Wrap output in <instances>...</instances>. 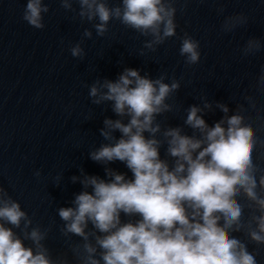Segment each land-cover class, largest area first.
Listing matches in <instances>:
<instances>
[{
    "label": "clouds",
    "instance_id": "clouds-1",
    "mask_svg": "<svg viewBox=\"0 0 264 264\" xmlns=\"http://www.w3.org/2000/svg\"><path fill=\"white\" fill-rule=\"evenodd\" d=\"M58 2L73 12V4H78L81 21L98 20L93 25L97 36L103 37L109 22L118 20L150 37L143 48L151 52L177 34V0H121L115 7H109V0ZM49 10L44 0H27L22 19L43 29ZM247 23L242 13L227 16L221 30L232 32ZM92 35L91 30L83 32V38ZM261 47L260 39L249 38L242 53L255 55ZM199 49V41L185 33L179 53L187 65L200 62ZM70 53L75 58L85 56L81 43ZM144 54L142 49L140 55ZM166 78L161 74L152 79L138 69L125 68L115 81L98 78L89 87L92 104L111 102L118 118L104 119L100 135L108 143L89 152L91 160L106 166L108 179L81 168V175L71 181L79 182L83 191L75 194L73 207L57 209L64 222L62 235L83 241L69 245L72 257L77 264H258L249 243L264 245V170L255 162L258 137L243 115L247 109L238 104L229 115L228 105L216 102L224 116L209 126L204 115L213 110V103L201 97L202 105L186 109L184 126L192 129L191 135L182 126L163 127L157 118L173 111V104L166 101L181 87L175 78L171 83ZM255 87L264 90V70ZM244 99L255 109L252 96ZM165 145L171 164L161 158ZM115 161L124 163L133 178L107 167ZM245 208L250 210L247 219ZM122 213L129 217L127 222H122ZM32 224L20 203L0 186V264H72L67 253L54 260L44 243L51 229ZM14 229H20L22 236ZM233 233H244L247 240Z\"/></svg>",
    "mask_w": 264,
    "mask_h": 264
},
{
    "label": "water",
    "instance_id": "water-1",
    "mask_svg": "<svg viewBox=\"0 0 264 264\" xmlns=\"http://www.w3.org/2000/svg\"><path fill=\"white\" fill-rule=\"evenodd\" d=\"M104 143L108 141L99 133L0 83V186L20 203L32 219L33 227L51 229L44 243L54 260L67 253L72 264H77L69 245L83 241L77 236L62 235L60 229L64 222L57 209L73 207L75 194L83 191L79 182L71 181L72 176L81 175V168L88 175L108 179L106 166L89 157L90 151ZM107 167L125 174L128 179L133 178L131 171L120 161ZM37 170L41 173L39 177L34 175ZM88 191L91 192V188ZM249 215L250 210L245 208V219ZM131 219L134 221L139 217ZM121 220L127 222L129 217L122 213ZM14 231L22 236L20 229ZM233 235L247 240L244 233ZM24 243L26 246L31 244L30 241ZM249 249L256 251L258 264H264V245L258 247L249 243Z\"/></svg>",
    "mask_w": 264,
    "mask_h": 264
}]
</instances>
